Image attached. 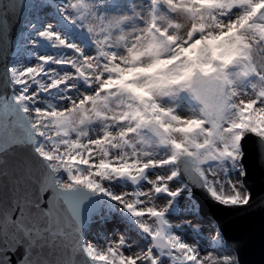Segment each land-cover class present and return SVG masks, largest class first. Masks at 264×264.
<instances>
[{
  "label": "snow or ice",
  "instance_id": "6c2138e0",
  "mask_svg": "<svg viewBox=\"0 0 264 264\" xmlns=\"http://www.w3.org/2000/svg\"><path fill=\"white\" fill-rule=\"evenodd\" d=\"M250 2L254 13L257 3L264 0ZM202 3L203 0H148L139 8L132 5L131 15L109 13L100 5L92 4L91 12L101 22V27L115 23L120 26L115 29L117 32L120 28L134 29L130 38H124L126 46L118 49L128 54L124 60L127 67L114 70L116 87L138 105L135 127L128 129V135L140 134L142 139L134 145L138 150L148 144L169 150L167 158L159 160L143 159L149 153L144 151L141 155L137 151L136 159L125 163L121 175L138 181L149 168L163 167L185 158L196 168L208 192L218 202L264 206V195L258 202L254 201L247 189L243 179L247 173L240 163L244 155L241 141L245 136L251 132L264 138V25L249 36L245 29L251 21L243 26L237 23L235 33L224 37L229 42L239 38L237 53L225 61L216 53L213 42L221 35V29L228 31L221 22L234 21L240 9L233 7L219 17L209 16ZM234 9L237 11L233 12ZM209 18L216 23L210 24ZM113 49L115 47L109 51L117 50ZM193 66L192 79H185V71ZM185 100L194 102L191 115L176 111ZM205 163L209 168H199ZM259 163L264 166V139L259 142ZM228 164L238 167L240 174L225 181L219 173ZM178 175L179 169H173L168 175L149 178L151 187L140 191L138 202L130 201L127 207L121 204L138 219L139 227L151 237V243L146 249L129 248L126 252V240L118 239V248L111 251L118 257L119 264H247L244 253L248 238L243 233L226 234L217 230L202 235L201 231H194V236L198 237L196 243L175 234L176 225L167 217L172 200L160 194L166 193L173 199L181 194L183 186H169V181ZM129 209L138 211L134 213ZM221 243L222 247L212 250L205 247V244ZM94 255L101 260L109 259L107 252L94 250ZM24 259L20 249L0 242V264H22Z\"/></svg>",
  "mask_w": 264,
  "mask_h": 264
},
{
  "label": "rangeland",
  "instance_id": "374dc122",
  "mask_svg": "<svg viewBox=\"0 0 264 264\" xmlns=\"http://www.w3.org/2000/svg\"><path fill=\"white\" fill-rule=\"evenodd\" d=\"M238 1L243 0H235L234 2ZM228 2L229 0H224V2H221V0H203L201 6L205 7V13L209 16L218 17L217 3L223 5ZM147 3L148 0H68L64 5H61L56 0H44L38 11L50 24L47 25L42 20L41 24L36 26L32 32L33 39L31 42L33 47L26 52L29 66L24 70L27 89L29 95L33 97L29 109H32L35 113L38 133L40 134L38 146L44 156L54 159L52 163L60 173L63 187L71 188L80 184V186L86 187L92 192L94 189L97 193H95V196L102 199V192L109 190L108 187L112 186L113 194L120 198L121 204L126 207L130 201L138 202L137 197L142 189L143 180L148 178L150 174L145 173L143 178L132 181L129 177L121 175L125 163L135 160L137 151H140L143 155L148 145L164 150L163 159L167 158L169 150L163 146L151 144L141 145L139 150L135 148V143H139L142 137L139 133L128 135V129L135 127L134 119L138 105L132 97L116 87L114 76V70L121 66L127 67L124 60L128 54L119 52L118 49L126 46L124 38H130V33L134 29L125 30L120 28V31L117 32L115 29L120 26L115 23L111 26L105 23L101 27V22L91 12V8L92 4H97L109 13L131 15L132 5L139 8L141 4ZM256 7V12L253 13L250 9L240 19L229 22L226 25L228 31L221 29V35L213 42L216 53L225 61L231 60L237 53L239 38L237 37L235 42L224 39V37L235 33L237 23L243 26L245 22L251 21L248 28L245 29L249 36L255 35L256 29L264 25V11H259V9L264 8V2L257 3ZM64 8L67 9L63 11ZM33 9H35V6L32 5L27 19ZM170 14L175 15V13ZM208 22L210 24L216 23L211 18ZM26 25L24 23V30ZM136 27L139 28V26ZM29 45L31 44L29 43ZM112 47L117 50L109 51ZM118 52L119 56L117 55ZM45 69L47 70L45 71ZM107 69L109 75L104 73ZM193 70L194 66L185 71V79H192ZM88 86L90 89L86 92ZM74 90L81 91V97H76L72 103L58 104L57 100H60L61 97L67 98L72 95ZM165 103H170V101L165 100ZM193 108L194 102L189 103L188 100H185L176 108V111L181 115H191L193 114ZM43 136L46 138H43ZM91 153L95 155L91 157ZM69 156L71 158L67 160ZM90 157L92 161L88 165ZM79 163L82 167L75 170L79 167ZM212 167H215V164ZM199 168L207 169L209 164H201ZM173 169H179L177 162L166 164L160 167L159 171L163 175H168ZM238 172V167L228 164L219 175L220 178L226 180L238 175ZM90 179H94L98 186H93ZM78 180H82V183L76 184ZM112 180L122 183L125 187L124 191L121 192L119 187L115 188L116 184H112ZM172 183L174 186L184 187L181 193L188 200L186 207L184 209L179 208L177 211L186 210V215L191 216V219L198 216L210 229L212 226L218 227L213 218L201 215L200 206L193 197L191 187L182 180L180 174L169 181L170 187H173ZM150 187L148 186V188ZM133 193L136 195H133ZM162 194H160L162 198L172 200V206L169 210H174L173 206L179 207L180 201L177 197L173 199ZM97 201L99 205L102 204L98 199ZM108 202H110L109 199H107ZM121 204H114L111 207L112 211L107 212V214L117 218V226L122 233L128 232L134 236L137 231L142 234L138 219L124 209ZM100 208H98L96 215L89 218L93 225L98 224L100 220L105 218ZM129 210L134 213L138 211ZM189 224L192 227H188ZM175 225L176 227L173 229L175 234L184 235L185 239L181 238L190 243H196L198 240V237L193 234L194 231H201L202 235L212 233L211 230L202 229L192 223L181 222V225H179L177 222ZM218 229L220 230L219 227ZM144 238L147 241V248L151 243V237L147 234ZM98 241L99 244L93 247V250H90V254L96 257V261L99 264H112L113 261L119 264L118 257L111 251L118 248V243L116 241L109 243L110 241L103 239ZM200 242L204 243V241ZM222 246L221 243L220 245L208 247L212 249L213 247ZM94 250L107 252L109 259L101 260L98 255H94ZM87 254L90 256L89 253Z\"/></svg>",
  "mask_w": 264,
  "mask_h": 264
},
{
  "label": "water",
  "instance_id": "95a60500",
  "mask_svg": "<svg viewBox=\"0 0 264 264\" xmlns=\"http://www.w3.org/2000/svg\"><path fill=\"white\" fill-rule=\"evenodd\" d=\"M31 6L32 0H0V242L20 249L22 264H94L83 243L99 202L86 187L59 185L14 97L11 62ZM262 139L249 132L241 141L243 179L257 202L264 195ZM177 164L201 215L213 218L223 233H243L247 264H264V206L224 205L210 195L190 161L181 158Z\"/></svg>",
  "mask_w": 264,
  "mask_h": 264
},
{
  "label": "bare ground",
  "instance_id": "6f19581e",
  "mask_svg": "<svg viewBox=\"0 0 264 264\" xmlns=\"http://www.w3.org/2000/svg\"><path fill=\"white\" fill-rule=\"evenodd\" d=\"M43 1L44 0H32V5L35 6V9H33V11L31 12L32 16L30 15V17H28V19L25 21V23L27 25L25 27V30L23 29V31H22L19 39H18V44L16 47V51L14 52V56H13V59L11 62V68H10L11 75H12V78L14 81V82L12 81L13 89H14V97L27 112L30 123L35 130L36 139H37V147H38L39 151H40V148L38 146V143H39L38 141H39L40 134L38 133V125L36 123L37 119L35 118V113H33L32 109H29L30 108L29 104L32 103L33 97L31 95H29V91L27 89V85H26V81H25L26 76L24 75V70H26L27 67L29 66L28 61H27L28 58L26 57V52L28 50H31L33 47V44L31 42L33 39L32 38V32L35 30L36 26L41 24L42 20L45 21V24H47V25L50 24L49 21L46 20L45 18H43V15L41 13H39V11H38L39 7L41 8L43 5ZM56 1H58L61 5H64L68 0H56ZM234 1L235 0H229L228 3H224L223 5H219L220 3H217L218 7H216V10L218 11V17L220 15L226 14L228 11L231 10V8L238 7L240 9V11L235 14V16H236L235 20H238L244 14L248 13V11L250 9H252V3L250 2V0H243V1H238V2H234ZM258 3H261V2H258ZM235 11H237V10L234 9L233 12H235ZM225 19H227V17H225ZM229 22H233V21L221 22V23L227 25ZM27 27H29V28H27ZM29 43L31 45L28 46ZM117 55L119 56V52L117 53ZM46 70L47 69H45V71ZM104 73L109 75V70L108 69L105 70ZM89 89H90V87L88 86V88H86V90H87L86 92H88ZM80 95H81V91H75L74 90L72 92V95L68 96L67 98L61 97V99L57 100V102L59 105H63L66 102L72 103L73 100ZM27 109H29V110H27ZM43 138H46V137L43 136ZM145 152H148L149 155L142 157L143 159H157V160H159V159H163V157H164V150H161L159 148H154L153 146L148 145L145 148ZM71 154H73V153H71ZM71 154H69V155H71ZM93 155H95V154L91 153V157ZM91 157H90V160H88V163H87L88 165L92 161ZM70 158H71V156L67 157V160H69ZM47 159H48V162L51 165V167H53L55 169V172L57 174V182L59 183V185L63 186V184L61 183V180H60V173H58V169H56V167H54V165L52 163V160H54V159H52L51 157H47ZM240 163L242 164V161H240ZM81 167H82V165L79 163V167L76 168L75 170H79ZM159 169H160V167L157 166L155 168H149L146 171V173H149L150 176L148 178H146L145 180H143L141 191L148 188V186H151V184L149 183V178L154 177L156 175H163V174H161ZM239 174H240V171L238 172V175ZM221 179L224 180V178H221ZM93 180L90 179L91 184H93V186H96L97 182L95 180L93 182ZM227 180H230V178L226 179L225 181H227ZM112 182H113L112 184H116L115 188L119 187V188H121L120 189L121 192L124 191L123 189L125 187L123 186L122 183H120L119 181H114V180H112ZM77 183H82V180H78L76 182V184ZM107 184H109V182H107ZM109 185H111V184H109ZM76 186H80V184H78ZM172 186H174L173 183H172ZM108 188H109V190L102 192V194L100 193L102 199L99 196H96V199H98L102 203L101 205H99V207H101L100 211L104 214L105 218L100 220L99 223L96 225H93V222L92 223L90 222V225L87 229L88 233L84 237L85 238L84 239L85 240L84 241L85 250L87 251V253L90 254V250H93V247H95L99 244V241H98L99 239H103L105 241H110L109 243H111L112 241L117 242L118 239H120V238H124L127 242L126 249H125L126 252L129 250V248H131V250L146 249L147 241L144 238V236H146L147 234L144 233L143 230H142V234H139L136 231L134 236L130 235L128 232L122 233L119 230V227L117 226V222H118L117 218L111 217L109 214H107V212L112 211L111 207H113L114 204H121L120 198H117L116 195L113 194L114 190H113L112 186H110ZM93 192H94V194L96 193L94 189H93ZM162 195H167V194L163 193ZM177 198L180 201L179 207L176 208L175 206H173L174 210H169L167 213V217L170 220H172L174 224L177 222L179 223V225H181V222H185L187 224L192 223L193 225L199 226L202 229L211 230L212 233H215L217 230H219L217 226H212L211 229L208 228V225L202 219H199L198 216H194V218L191 219V216L186 215V212H187L186 210L177 211L179 208L184 209L186 207V205L188 204V200L182 195V193L179 196H177ZM107 199H109L110 202L107 203ZM141 199H143V196L141 197ZM115 215H117V214H115ZM180 218H183V219H180ZM89 236L91 238L90 241H89ZM181 237L184 238L185 236L182 235ZM205 247L208 248V250H212L206 244H205ZM90 257L95 264H99L96 261V257L92 256L91 254H90ZM100 264H103V263H100Z\"/></svg>",
  "mask_w": 264,
  "mask_h": 264
}]
</instances>
